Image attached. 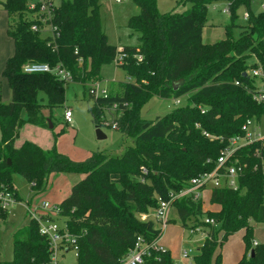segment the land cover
I'll return each instance as SVG.
<instances>
[{
  "label": "trees",
  "instance_id": "16d2710c",
  "mask_svg": "<svg viewBox=\"0 0 264 264\" xmlns=\"http://www.w3.org/2000/svg\"><path fill=\"white\" fill-rule=\"evenodd\" d=\"M29 1H1L13 54L2 69L10 99H0V190L20 201L15 174L29 183L31 196L44 192L52 173L82 176L57 205L55 217L63 218L66 229L77 237L74 264H121L138 236L151 242L158 235L155 220H141L140 215L150 214L158 199L168 200L170 194L188 187L191 178L211 172L229 140L242 134V124L264 115V104L251 96L257 80L243 76L258 66L264 72V10L253 13L252 0H179L189 9L161 13L156 0H130L139 12L126 27L137 33L139 43L122 46L118 52L120 46L108 43L103 31L99 0H58L49 20L52 35L42 31ZM218 2L228 8L230 23L223 39L205 43L202 29L207 9ZM240 8L248 13L244 24H236ZM32 24L41 29L32 31ZM234 28L239 30L236 37ZM118 54L122 61L117 66L133 81L118 82L106 97L88 94L92 100L88 110L96 129L105 122V112L112 111L123 141L132 140L120 155L96 151L74 161L30 141L14 146L23 123L47 126L50 111L64 103L67 83L51 73H25L24 64H59L70 73L71 82L85 87L100 82L102 66ZM151 96L184 98L185 104L163 116L142 119L139 107ZM232 163L245 165L237 176V190L211 188L209 203L216 210L204 211L200 198L180 197L171 203L184 230L201 227L207 233L190 264H224L222 243L239 231L244 253L235 264H264V242L252 243L253 223L264 224V146L254 142L240 147L227 162ZM6 215L0 210V219ZM205 218L215 224L204 223ZM49 260L47 240L38 223L29 219L12 235L11 259L0 264H47ZM143 264L174 263L164 248Z\"/></svg>",
  "mask_w": 264,
  "mask_h": 264
},
{
  "label": "rangeland",
  "instance_id": "374dc122",
  "mask_svg": "<svg viewBox=\"0 0 264 264\" xmlns=\"http://www.w3.org/2000/svg\"><path fill=\"white\" fill-rule=\"evenodd\" d=\"M0 0V22L3 21L4 10ZM100 1V19L103 31L106 35L108 43L116 46H136L138 45V35L130 31L126 24L128 19L139 12L130 0H99ZM179 0H156L157 8L161 13L177 12L181 13L189 9V4H178ZM57 4L58 0H53ZM251 11L258 13L262 11L259 3L251 2ZM225 8L224 3H212L208 6L206 13V25L202 29V40L205 43H214L225 37V26L230 23L229 16L222 12ZM245 10L240 8L237 11L238 18L236 24H244L242 18ZM237 28L232 29L234 37L238 35ZM13 50L12 39L5 31V25L0 27V99L8 102L10 91L5 79L2 77V68L4 66L6 54ZM8 57V55H7ZM253 61L251 60V63ZM100 84L105 86L109 92H114L118 82L133 81L127 73L114 62L102 66L100 70ZM88 85L85 87L81 83L67 82L64 86V103L58 108L50 111V119L47 121L46 127H38L28 123H23L18 131L19 141L28 140L36 143L44 150L55 149L56 151L66 155L71 160L82 161L90 152L105 151L111 155H120L124 147L131 145L132 140L123 141L122 134L112 125V111L105 112V122L100 124L98 129L105 136L103 139H97L96 127L92 122V116L89 107L92 100L88 95ZM42 95V94H41ZM43 96V95H42ZM44 97V96H43ZM185 99H160L151 96L139 107V117L151 120L157 116H163L172 109L184 105ZM69 110L72 117L71 122L66 123L63 120L64 111ZM45 116H49L48 110H43ZM25 120L26 115L23 111L21 114ZM51 125V126H50ZM255 130L264 134V115L259 121H255L252 126ZM17 140V138L15 139ZM64 176L58 173H52L48 177L47 186L39 195L31 196L29 183L19 175H13L14 186L20 201L10 207L6 217L0 219V261L10 260L12 257V235L25 225L30 217L27 216L24 209L25 203L37 206L42 202H48L51 207L57 206L69 192V184L63 179ZM81 179L82 176L73 174ZM67 178V177H66ZM212 185L201 191L200 200L204 211L216 210L215 205L209 203L210 189ZM153 210L150 212V214ZM169 221L160 238L161 244L170 251V255L174 264H190V260L197 253L198 246L204 238L200 233L190 234L188 230L181 227L180 219L174 206H171L168 214ZM155 225L158 227V224ZM55 223L63 226V218H55ZM222 233L219 234L221 238ZM243 232L239 231L228 235L223 241L220 253L221 260L224 264L237 263L244 253V242L242 238ZM264 242V224L253 223V239L252 243ZM181 250H190L189 258L183 263L179 260ZM60 264H74L75 256L72 250L60 253L58 256Z\"/></svg>",
  "mask_w": 264,
  "mask_h": 264
},
{
  "label": "built area",
  "instance_id": "2783aa9c",
  "mask_svg": "<svg viewBox=\"0 0 264 264\" xmlns=\"http://www.w3.org/2000/svg\"><path fill=\"white\" fill-rule=\"evenodd\" d=\"M252 1L259 3L260 8L264 10V0ZM116 2H119V0H116ZM54 5L53 0H31L28 3V8L38 14V18L42 24V31H45L49 35H52V32L54 31V28L49 23ZM222 12L229 15L227 7H225ZM242 18L245 21L248 18V13L244 12ZM30 29L36 32L41 28H39L37 24H32ZM121 49V47H118V52H121ZM121 61L122 54H118L113 62L117 65ZM22 69L25 73H51L64 82H71L72 80L70 73L59 64L50 67L47 64L27 63L22 66ZM245 74L248 77L257 80V84L251 93L253 101L258 104H264V72L262 68L260 66L251 68L246 71ZM88 94L96 97H106L108 95V89L105 86H102L100 82H94L88 85ZM71 117L72 115L70 111L65 110L63 118L66 123L71 122ZM254 122V119H247L242 124V134L234 136L229 140L227 147L217 158L216 166L211 172L201 173L191 178L188 187L176 194H170L168 200L158 199V206L151 214L140 215L141 220L151 217L157 222L159 229L158 235L151 242H145L140 236H138L133 248L122 258L120 262L121 264H143L144 260L152 253L164 249L160 245V238L169 220L168 214L173 200L180 197L197 199L200 197L201 191L206 189L209 184L212 185L211 188L226 186L232 190H237V176L245 165L234 163L228 165L227 162L230 160L233 153L240 147L254 142H258L261 146H264V134L258 133L255 128L252 127ZM111 126L116 128V123L113 122ZM16 203L17 201L11 192L0 190V210L8 211L9 208ZM24 209L26 210L27 216L38 223L39 233L47 240L48 251L50 253V260L47 264H60L58 261L59 254L65 253L69 250L73 251L75 257L77 256V237L71 234L64 224L63 226H59L55 223L54 218L58 215L57 206L51 207L48 202H42L37 206L32 207L25 203ZM204 223L210 225L215 224L214 220L210 218H205ZM188 231L190 234L200 233L203 238L207 237V233L201 227L189 229ZM189 253L190 250H181L180 258L188 259Z\"/></svg>",
  "mask_w": 264,
  "mask_h": 264
},
{
  "label": "crops",
  "instance_id": "0c3cea01",
  "mask_svg": "<svg viewBox=\"0 0 264 264\" xmlns=\"http://www.w3.org/2000/svg\"><path fill=\"white\" fill-rule=\"evenodd\" d=\"M4 13H5V11H4ZM4 16H5V18H2L3 19V21L2 22H0V27H2V26H4L5 25V31H6V27H7V16H6V13L4 14ZM13 54V50L10 52V53H8V54H6V57H4V59H5V61L11 56ZM7 55H8V57H7ZM4 64H5V62H4ZM4 67V66H3ZM3 69V68H2ZM10 99V98H9ZM9 101V100H8ZM63 120H64V118H63ZM65 121V120H64ZM19 135H18V137H17V140H15V142H14V146L15 147H19L24 141H28V140H21V141H19ZM31 142V141H30ZM34 143V142H33ZM36 144V143H35ZM37 145V144H36ZM39 146V145H38ZM91 154V152L90 153H88L87 155H86V157L85 158H87L89 155ZM60 174H62V175H68V176H64V180H65V182L67 183V184H69V192H70V189H71V187L77 182V181H79V177H77V176H72L73 174H63V173H60ZM67 177V178H66ZM69 192L67 193V195H66V197L68 196V194H69ZM65 198V197H64ZM63 200V199H62ZM61 200V201H62ZM60 201V202H61ZM29 205H30V203H29ZM31 206V205H30ZM213 206V205H212ZM160 245L163 247V248H165L162 244H161V241H160ZM179 260L181 261V262H185L186 260L185 259H181L180 258V256H179Z\"/></svg>",
  "mask_w": 264,
  "mask_h": 264
},
{
  "label": "water",
  "instance_id": "95a60500",
  "mask_svg": "<svg viewBox=\"0 0 264 264\" xmlns=\"http://www.w3.org/2000/svg\"><path fill=\"white\" fill-rule=\"evenodd\" d=\"M243 76H246V74L243 73ZM95 134H96L97 139H103V138H105V136L101 133V131L98 128L95 130Z\"/></svg>",
  "mask_w": 264,
  "mask_h": 264
}]
</instances>
